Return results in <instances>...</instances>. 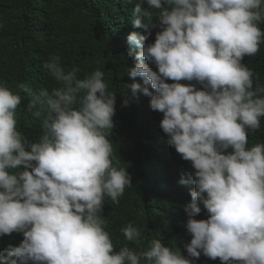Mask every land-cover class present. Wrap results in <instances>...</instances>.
Returning <instances> with one entry per match:
<instances>
[{"label":"clouds","instance_id":"1","mask_svg":"<svg viewBox=\"0 0 264 264\" xmlns=\"http://www.w3.org/2000/svg\"><path fill=\"white\" fill-rule=\"evenodd\" d=\"M153 7L161 9L154 42L127 36L135 59L127 74L143 83L126 86L132 96L122 103L137 90L149 97L150 108L163 113L167 143L191 162L194 172L179 180L194 185L183 205L188 257L264 264V143L249 146L247 135L261 128L264 86L253 87L254 72L241 62L264 43V0H141L133 25L147 31ZM60 59L50 55L43 63L58 86L27 104L35 118L45 113L36 143L17 128L21 95L0 84V235L23 233L18 246L0 252V264H194L159 239L140 250H114L102 206L105 197L118 203L132 184L115 166L108 138L116 96L99 68L79 78V68L66 70ZM201 205L209 215L194 219ZM120 231L130 243L143 239L132 223Z\"/></svg>","mask_w":264,"mask_h":264},{"label":"trees","instance_id":"2","mask_svg":"<svg viewBox=\"0 0 264 264\" xmlns=\"http://www.w3.org/2000/svg\"><path fill=\"white\" fill-rule=\"evenodd\" d=\"M138 2L141 0H0V84L21 95L17 128L31 144L43 135L41 121L45 113L35 118L27 110V104L41 89L51 91L58 86L43 67L44 61L50 55H59L66 70L79 68V78L97 68L103 71L108 90L116 96L114 127L108 136L114 164L126 169L132 183L126 186L118 203L105 197L102 206L105 230L114 250L124 244L140 250L147 248L152 239H159L194 260V264H222L219 258L212 260L202 253L199 258H192L186 252L185 245L190 243L191 234L185 227L188 216L183 205L191 201L190 191L194 185L180 184L179 180L182 174L191 175L194 169L190 161L183 160L167 143V136L160 127L163 113L152 110L150 98L139 90L129 105L122 103L125 95L132 96L130 87L126 86L143 83L139 77L131 78L127 74L128 68L135 64L134 55L128 53V34H144L148 44L154 42L156 32L161 30V9L154 7L150 9L147 31L133 25V8ZM148 7L146 2L142 3V8ZM259 26L264 30V22ZM241 62L254 72L253 87L264 86V43L255 56H244ZM146 63L153 71H158L155 64ZM165 82L173 81L166 79ZM180 83L202 88L194 80ZM19 84H24L28 90H21ZM149 90L154 91L150 85ZM43 100L41 97L40 101ZM247 135L249 146L264 143V117L261 128ZM25 150H29L28 145ZM208 215L201 205V212L193 218L207 219ZM128 223L140 229L143 239L139 244L126 241L121 233V228ZM22 240L21 232L0 235V252L6 253L9 246H18Z\"/></svg>","mask_w":264,"mask_h":264}]
</instances>
